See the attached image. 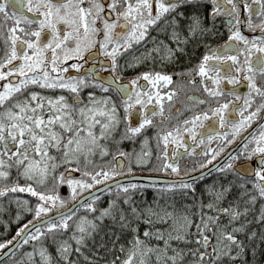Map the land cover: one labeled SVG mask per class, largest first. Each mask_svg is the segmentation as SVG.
Wrapping results in <instances>:
<instances>
[{
	"label": "snow or ice",
	"instance_id": "1",
	"mask_svg": "<svg viewBox=\"0 0 264 264\" xmlns=\"http://www.w3.org/2000/svg\"><path fill=\"white\" fill-rule=\"evenodd\" d=\"M152 141L194 162L135 183ZM0 223V264H264V0H0Z\"/></svg>",
	"mask_w": 264,
	"mask_h": 264
},
{
	"label": "flooded vegetation",
	"instance_id": "2",
	"mask_svg": "<svg viewBox=\"0 0 264 264\" xmlns=\"http://www.w3.org/2000/svg\"><path fill=\"white\" fill-rule=\"evenodd\" d=\"M225 17H218L219 23L216 25V28L218 30L217 32V36L216 38L212 39V44H220L223 42L224 39H226L227 37V29L224 27L223 21L225 20ZM246 32V34H250L247 33V29L244 30ZM152 35H156L155 32L152 33ZM161 39H165L167 40V37L165 36H161ZM148 39V38H146ZM171 44V41H168ZM148 47H151V43L149 42V44L147 45ZM173 47H175L174 44H172ZM187 51L189 53L188 56H184V55H178V60L174 63H169V62H161L159 60H157L155 63H153L152 61H147L145 64L141 65L140 67L136 68L135 70H126L125 72V78H129L133 75H135L136 72H139L141 70H146L148 67H152V68H156L157 70H165L169 73H173V81H177L178 77L175 75L176 72H180L182 70H184L185 68H191L198 60L199 56L203 54V47L197 48L195 49V52H193V46L192 45H188L187 46ZM155 55V53L153 54ZM70 71H74L71 70ZM102 75H107V72H102ZM197 79H199V77H197ZM138 83H146L143 80L138 81ZM170 87H177L179 88L180 85L178 83H174L173 85H167L162 87L160 90L161 91H165L166 88H170ZM186 94H202V90L201 93H191L188 91V89H183L182 90V95H186ZM151 107V106H149ZM255 123L253 122V125L250 126L249 129H245L244 132H242L240 134V136H244L246 133H248L252 128L255 127ZM150 134V133H149ZM240 140V137H237V140L233 142V145H229L228 148H232L234 145L238 144ZM126 149H130L132 147L130 142H126L125 144ZM149 147L151 148L152 151V155L150 157H148L149 162L145 165H141V166H136L135 163H133V168L135 169V171L131 174L126 173V175H131V176H135V175H144V176H157V177H166V178H179L180 176L184 175V171H185V163L187 162L188 167H191L192 163L194 162L193 158L191 157H185L184 159H182L180 161V168H181V172L179 174H175L172 173L171 170H169L168 172H162V171H157V172H151V171H145L147 170V167H158L159 166V161H157V157H156V146H155V142L152 141L150 142ZM136 148L137 150L140 149V145L137 142L136 144ZM228 149H225V152H227ZM221 155H223V153H221ZM217 159H219V157H217ZM127 160H125V164L127 165ZM213 163H215V161H213ZM208 167H211V165H209ZM198 171H203V169H199ZM189 175H195V173H188ZM117 179H119V177H117Z\"/></svg>",
	"mask_w": 264,
	"mask_h": 264
},
{
	"label": "trees",
	"instance_id": "3",
	"mask_svg": "<svg viewBox=\"0 0 264 264\" xmlns=\"http://www.w3.org/2000/svg\"><path fill=\"white\" fill-rule=\"evenodd\" d=\"M154 168L155 167H147V170H145V171L157 172V171L151 170V169H154ZM213 175H215V174H213ZM211 179H212V177H208V178H206V181H210ZM64 187H65V185L61 187V195L67 196L68 195V189H64ZM20 195L26 197L28 194L27 193H22ZM137 195H139V193ZM153 196H154V190L152 188H147L141 198L142 199H146L148 201H151L153 199ZM101 199L104 200V197H102ZM176 199H177L178 203L182 202L181 198L179 196H177ZM69 203H72V202L69 201ZM4 218L7 219V215H5ZM28 218H30V217L25 216L24 219H28ZM23 222H24V220L22 219L19 223H23ZM18 226L19 225L17 223H12L10 225V227H9V231H8L7 236L10 237L11 235H13L14 232H15V228L18 227ZM3 233H4V225L2 223H0V239L7 238V237L4 236ZM1 251L2 250H0V252Z\"/></svg>",
	"mask_w": 264,
	"mask_h": 264
},
{
	"label": "water",
	"instance_id": "4",
	"mask_svg": "<svg viewBox=\"0 0 264 264\" xmlns=\"http://www.w3.org/2000/svg\"><path fill=\"white\" fill-rule=\"evenodd\" d=\"M135 179L133 182L135 183H148L150 178H157L159 182H162L163 180H172V179H178V178H166V177H156V176H144V175H135L133 176ZM2 250L1 252H3ZM2 258V257H0Z\"/></svg>",
	"mask_w": 264,
	"mask_h": 264
}]
</instances>
